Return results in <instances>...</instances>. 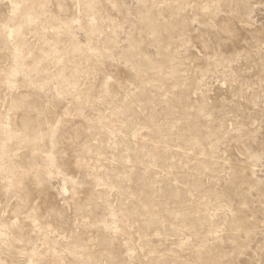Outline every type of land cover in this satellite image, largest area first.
<instances>
[{"label": "rangeland", "instance_id": "1", "mask_svg": "<svg viewBox=\"0 0 264 264\" xmlns=\"http://www.w3.org/2000/svg\"><path fill=\"white\" fill-rule=\"evenodd\" d=\"M0 264H264V0H0Z\"/></svg>", "mask_w": 264, "mask_h": 264}]
</instances>
